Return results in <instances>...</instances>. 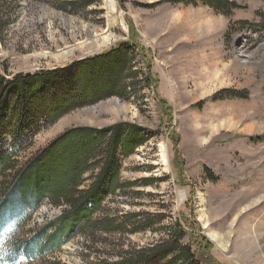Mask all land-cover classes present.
<instances>
[{"label": "rangeland", "instance_id": "1", "mask_svg": "<svg viewBox=\"0 0 264 264\" xmlns=\"http://www.w3.org/2000/svg\"><path fill=\"white\" fill-rule=\"evenodd\" d=\"M61 1L18 0L14 21L1 31V73L12 78L63 68L135 34L139 48L130 47L129 95L113 90L68 110L26 134L14 148L16 159L26 161L78 126L132 122L150 137L122 160L126 188L108 196L94 215L121 229L66 236L54 255H46L48 262L103 264L120 243L149 245L182 219V242L207 264H264V0H230L239 7L229 14L201 1L114 0L115 10L113 0L66 10ZM93 40L102 47L92 50ZM162 143L168 171L158 162ZM83 177L89 185V173ZM20 207L3 213L0 264H29L33 259L24 248L33 230L58 219L65 208L48 199L32 215L19 214ZM140 212L150 226L133 232L124 220Z\"/></svg>", "mask_w": 264, "mask_h": 264}, {"label": "trees", "instance_id": "2", "mask_svg": "<svg viewBox=\"0 0 264 264\" xmlns=\"http://www.w3.org/2000/svg\"><path fill=\"white\" fill-rule=\"evenodd\" d=\"M94 1L63 0L58 4L66 10L76 5L86 7ZM171 1L188 4L201 1L226 14L239 7L230 0ZM17 5L18 0H0V36L1 31L14 21ZM134 38L135 34H132L129 41H120L111 49L63 68L41 70L28 76L17 74L12 78H7L0 69V230L5 220L3 213L16 207H22L18 209L19 214L24 210L30 214L46 199L56 206L65 207L58 219L33 230L36 232L32 236L34 241L31 239V245L24 248L28 257L33 259L29 264H46V255H54L65 237L75 232L89 234L92 231L93 234L103 230L111 233L121 229L113 221L107 222L108 219H94V215L101 211L108 196L126 188L120 181L122 160L148 141L150 136L142 126L118 122L102 128H69L31 158L21 162L16 159L14 148L26 134L39 132L74 107L94 103L113 95L114 91L129 95L126 80L132 78V74L128 76V64L133 59V55H129L130 47L139 48ZM147 64L149 67V62ZM174 141L177 142L176 137ZM7 144L11 145V151H8ZM175 152L177 157L178 149ZM87 173V180L91 182L86 186L83 176ZM142 215L141 212L134 213L132 221L126 218L123 224L131 222L133 232L145 229L150 223ZM182 221L177 220L176 230L167 231V235L149 245L126 247L120 243L116 256L103 257L101 262L207 264L191 244L182 242L187 233ZM184 221L187 222L186 219ZM88 229L91 231L86 232ZM209 248L208 243L202 250L207 252Z\"/></svg>", "mask_w": 264, "mask_h": 264}, {"label": "bare ground", "instance_id": "3", "mask_svg": "<svg viewBox=\"0 0 264 264\" xmlns=\"http://www.w3.org/2000/svg\"><path fill=\"white\" fill-rule=\"evenodd\" d=\"M111 5H112V9L113 10H115L116 9V1H111ZM105 44V43H104ZM91 46H92V50H97L98 48H100V47H102V44H99V42L98 41H95V40H93L92 42H91ZM95 52V51H94ZM160 151H161V158H160V160L158 161L159 163H161L164 167H165V170H169L170 169V160H169V152H168V149H167V144L166 143H162L161 145H160ZM182 197H184V193L182 194ZM238 207H240L239 205H238ZM238 209L239 208H236L235 209V213L234 214H236V212L238 211ZM242 212V211H241ZM233 213V212H232ZM238 214H236L234 217H235V219L237 220L238 219V217H239V212H237ZM233 214V215H234ZM235 219H233V220H235ZM244 221V220H243ZM245 224V223H244ZM232 228V227H231ZM246 228H248V227H246ZM232 230H233V228H232ZM235 230V229H234ZM255 234H258V231L257 230H255V231H253ZM253 233V234H254Z\"/></svg>", "mask_w": 264, "mask_h": 264}, {"label": "water", "instance_id": "4", "mask_svg": "<svg viewBox=\"0 0 264 264\" xmlns=\"http://www.w3.org/2000/svg\"><path fill=\"white\" fill-rule=\"evenodd\" d=\"M100 53V52H99ZM98 54V53H97ZM26 75L28 76V75H32V73L31 72H27L26 73Z\"/></svg>", "mask_w": 264, "mask_h": 264}]
</instances>
